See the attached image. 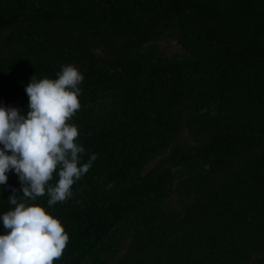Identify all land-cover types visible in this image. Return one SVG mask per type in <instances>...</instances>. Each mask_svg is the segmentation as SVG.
<instances>
[{"label": "trees", "instance_id": "16d2710c", "mask_svg": "<svg viewBox=\"0 0 264 264\" xmlns=\"http://www.w3.org/2000/svg\"><path fill=\"white\" fill-rule=\"evenodd\" d=\"M169 27L179 55L152 42ZM1 33L0 106L25 114L33 76L57 78L87 54V38H119L102 65L78 69L69 123L80 162L96 159L68 199L34 201L69 235L54 264H112L128 239L120 264H249L247 247L250 264H264V0H0ZM182 128L197 142L178 139ZM165 149L168 166L142 172ZM173 166L189 195L180 209L163 204ZM12 188L14 171L0 185V217Z\"/></svg>", "mask_w": 264, "mask_h": 264}, {"label": "clouds", "instance_id": "9594fccd", "mask_svg": "<svg viewBox=\"0 0 264 264\" xmlns=\"http://www.w3.org/2000/svg\"><path fill=\"white\" fill-rule=\"evenodd\" d=\"M83 80L77 67L64 65L55 79L31 78L26 114L0 106V185L7 184L11 171L21 185L8 197L14 207L0 217V264H54L67 247L69 235L60 219L34 201L45 194L49 206L68 199L74 182L96 159L92 154L80 162L85 149L77 143L78 127L69 123L81 107Z\"/></svg>", "mask_w": 264, "mask_h": 264}, {"label": "rangeland", "instance_id": "374dc122", "mask_svg": "<svg viewBox=\"0 0 264 264\" xmlns=\"http://www.w3.org/2000/svg\"><path fill=\"white\" fill-rule=\"evenodd\" d=\"M5 32L6 30L3 33ZM3 33L0 34V49L3 45ZM118 41V36L112 34L87 38V54L71 59L70 64L78 69L83 68L89 63L102 65L105 60L111 57ZM152 42L159 55H179L184 51L182 44L176 36L175 29L171 27L159 34ZM178 139H181L184 143L189 144L197 142V138L186 128H182L179 131ZM168 153L169 149L163 150L144 166L142 172H145L149 167L155 165H157L159 169L168 166L166 160ZM182 179L183 176H180L179 168L176 166L170 167V177L166 184L168 196L163 203L165 206L180 209L189 200V195L186 192V187ZM135 241V239H128L122 242L116 256L112 260V264L127 262ZM244 253L250 255L251 259L254 255L253 251L248 247L245 249ZM251 259L249 264L251 263Z\"/></svg>", "mask_w": 264, "mask_h": 264}]
</instances>
